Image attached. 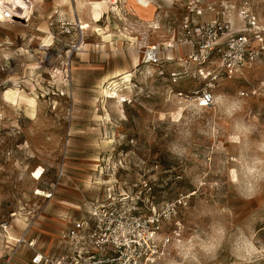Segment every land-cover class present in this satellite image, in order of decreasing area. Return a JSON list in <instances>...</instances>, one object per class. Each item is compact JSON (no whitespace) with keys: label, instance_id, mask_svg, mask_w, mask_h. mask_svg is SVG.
Instances as JSON below:
<instances>
[{"label":"rangeland","instance_id":"obj_1","mask_svg":"<svg viewBox=\"0 0 264 264\" xmlns=\"http://www.w3.org/2000/svg\"><path fill=\"white\" fill-rule=\"evenodd\" d=\"M30 1L29 20L0 22V264H31L25 234L48 252L92 201L121 196L146 214L178 203L157 264H264V54L246 76L208 82L216 101L201 109L174 94L198 81L173 86L174 63L143 62L176 37L187 0H147L151 13L108 0L99 21L98 0ZM207 1L244 30L242 0ZM252 9L264 24V0ZM123 71L131 83L113 98Z\"/></svg>","mask_w":264,"mask_h":264},{"label":"built area","instance_id":"obj_2","mask_svg":"<svg viewBox=\"0 0 264 264\" xmlns=\"http://www.w3.org/2000/svg\"><path fill=\"white\" fill-rule=\"evenodd\" d=\"M254 1L242 0L240 10L246 25L237 31L224 18L227 5L187 0L176 37L151 45L143 62L152 66L174 63L176 68L169 69L173 86L188 80L199 82L197 88L174 94L180 101L210 108L216 96L207 83L246 76L264 54V24L252 9ZM208 13L214 17L207 18ZM183 47H188L189 52L177 57L172 54L174 49ZM178 209V203L173 202L165 214L158 213L156 207L146 214L127 197H108L92 201L86 217L70 221L54 252L36 250L35 239L29 241L26 234L17 244L25 242L34 249L33 264H157L172 240V235L164 231V222L175 224L177 235L181 229Z\"/></svg>","mask_w":264,"mask_h":264},{"label":"bare ground","instance_id":"obj_3","mask_svg":"<svg viewBox=\"0 0 264 264\" xmlns=\"http://www.w3.org/2000/svg\"><path fill=\"white\" fill-rule=\"evenodd\" d=\"M140 1L139 4L131 3V9L133 11H140V9H144L145 13H151L152 8L147 3V0H138ZM108 0H98L95 2V17L96 21H99L102 18L103 14V7L105 4H107ZM118 0H112V4L115 5V8L117 7ZM31 5L32 2L30 0H0V22L1 21H14L12 17H15V15H21L24 18H27L28 20L31 18ZM19 17V16H18ZM91 27L90 23H85L82 27V29H87ZM95 29L97 31H102V28L96 26ZM39 53H42V51H39ZM131 76L132 73L130 71H123L118 72L116 75L112 76L110 80L108 81L107 88L104 90L106 93H110L113 98L121 96L120 92L124 90L125 88H128L131 83ZM19 95H22L28 99L29 105L32 109L36 107V97L30 96L24 91L19 90H13V89H7L6 90V96L9 99L16 100ZM222 101V97L219 96L216 103H220ZM181 112L178 113V115ZM47 170V162H42L36 170L33 172V177L36 179H40ZM38 193L43 194V192L38 191ZM50 196V195H48ZM14 238V237H13ZM16 239V238H14Z\"/></svg>","mask_w":264,"mask_h":264},{"label":"crops","instance_id":"obj_4","mask_svg":"<svg viewBox=\"0 0 264 264\" xmlns=\"http://www.w3.org/2000/svg\"><path fill=\"white\" fill-rule=\"evenodd\" d=\"M185 4H186V3H185ZM184 7H185V5H184ZM206 17H207V18H213V17H214V14L208 13V14L206 15ZM187 51L189 52V48H188V47H183L182 49H181V48H176V49H174V50L172 51V54L175 55V56L177 57V56H179V55H181V54L186 53ZM51 246H52V247H50V249H49L48 252H54V251L57 249V246H56V242H55V241L52 242ZM43 252H47V251H43ZM48 252H47V253H48ZM15 255H16V253H15ZM15 255L13 254V256H15ZM33 255H34V253H32V256H31V259H30L31 264H33V262H32ZM13 256H11V259L13 258Z\"/></svg>","mask_w":264,"mask_h":264}]
</instances>
